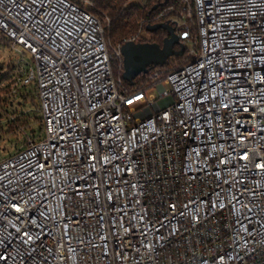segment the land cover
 I'll list each match as a JSON object with an SVG mask.
<instances>
[{
  "label": "built area",
  "instance_id": "1",
  "mask_svg": "<svg viewBox=\"0 0 264 264\" xmlns=\"http://www.w3.org/2000/svg\"><path fill=\"white\" fill-rule=\"evenodd\" d=\"M174 1L146 23L185 63L127 85L92 0H0L43 126L0 162V264H264V0Z\"/></svg>",
  "mask_w": 264,
  "mask_h": 264
},
{
  "label": "trees",
  "instance_id": "2",
  "mask_svg": "<svg viewBox=\"0 0 264 264\" xmlns=\"http://www.w3.org/2000/svg\"><path fill=\"white\" fill-rule=\"evenodd\" d=\"M131 1L92 0V7L88 8V10L102 22H105L106 19L110 20V27L106 29V39L110 46L123 45L137 36L139 30L140 33L145 32L150 35L151 39H141L138 42L158 43L162 46L164 39L169 36L168 33L164 30L156 32L147 31L148 23L146 21L154 18L163 9L174 4L175 1L149 0L145 5L130 4ZM142 23L143 25H141ZM3 44L10 48V42L0 34V45ZM176 49L179 50V47L176 46ZM184 63L183 57L175 56L168 60L164 68L173 71L177 66H182ZM10 69H12V66H10ZM123 72H120L122 76ZM116 73L118 74V71ZM10 82H14V80L10 78ZM125 83L129 85L128 82L125 81ZM5 94L6 90L0 85V121L3 119L8 121L5 125L0 122V151L4 152L7 156H12L13 153L10 154L12 148L10 147L14 146V154L19 152L29 144H26V138L30 135L34 136L32 140H40L43 137V126L40 117L36 115L32 116L31 113H25L23 109H14L16 100L20 101L17 104L19 107H22L29 99L37 106L36 90L33 94L26 89H20L16 92H11L10 90L9 98H6ZM8 106L10 109H7ZM32 123H39L38 132L33 130ZM3 134L9 136V139L4 141ZM24 138L25 142L22 141ZM20 142L24 144L21 145ZM21 146L24 147L20 149Z\"/></svg>",
  "mask_w": 264,
  "mask_h": 264
},
{
  "label": "water",
  "instance_id": "3",
  "mask_svg": "<svg viewBox=\"0 0 264 264\" xmlns=\"http://www.w3.org/2000/svg\"><path fill=\"white\" fill-rule=\"evenodd\" d=\"M159 30H164L169 35L164 39L162 46L158 43L134 41L123 44L121 48L124 65L123 78L129 84H134L138 76L147 74L152 68L165 67L170 58L184 56L185 48L181 45L171 25L159 23L147 26L149 32ZM176 46L180 49L177 50Z\"/></svg>",
  "mask_w": 264,
  "mask_h": 264
},
{
  "label": "rangeland",
  "instance_id": "4",
  "mask_svg": "<svg viewBox=\"0 0 264 264\" xmlns=\"http://www.w3.org/2000/svg\"><path fill=\"white\" fill-rule=\"evenodd\" d=\"M148 1L149 0H132L130 2V4L145 5V4H147ZM179 34H180V31H179ZM191 34L193 35V32H191ZM177 37H178V35H177ZM134 38H137V40H141V39H147V40H149V39H151L150 35L146 34L145 32L140 33V30H139L138 35L135 36ZM178 39H179V41L181 43L187 42L185 40L180 39L179 37H178ZM179 49H180V47H179ZM22 53H24V57H25V61H26L24 63L26 64L27 62H29L31 60V58L22 49H20L19 47L16 48V49H14L12 47L9 48V47H7L4 44L3 45H0V65H3V64L4 65H8V64H15V63H17L18 61L21 60V57H22L21 54ZM165 88H169V86H165ZM26 90H28L29 92H32V94H33V92L36 90V87H35L34 82H31L29 84V86L27 87ZM19 102H20L19 100H16L15 101L16 104L14 106V109H16V108L23 109V111L25 113H31L32 116H34V115H36L38 117L41 116L40 115V112L38 111V107L35 104L32 103V100L31 99H29L28 101H26L22 105V107H19L17 105ZM36 104H37V100H36ZM8 109H10V107H8ZM0 122H2L3 125H5L8 121L5 120V119H3ZM32 124H33L32 125L33 126V130H36L38 132L39 131V123H37V124L36 123H32ZM3 136H4L3 137L4 138V141L9 139V136H7V135L5 136L4 134H3ZM33 138H34V136H32V135H30L29 137H27L26 138V144H28L29 141L32 140ZM22 141L25 142V138L22 139ZM23 142L22 143L20 142L21 145L24 144ZM23 147L21 146L20 149L23 148ZM10 148H12L10 154L13 153L12 155H14V152H15L13 150L14 146H11ZM9 157L10 156H7L4 152H1L0 151V162L2 160H5V159L9 158Z\"/></svg>",
  "mask_w": 264,
  "mask_h": 264
},
{
  "label": "snow or ice",
  "instance_id": "5",
  "mask_svg": "<svg viewBox=\"0 0 264 264\" xmlns=\"http://www.w3.org/2000/svg\"><path fill=\"white\" fill-rule=\"evenodd\" d=\"M245 159L247 158V156L245 155V157H244ZM29 239H31V237H29ZM0 259H6L5 257H3V256H0Z\"/></svg>",
  "mask_w": 264,
  "mask_h": 264
}]
</instances>
